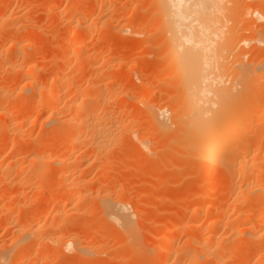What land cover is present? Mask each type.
Instances as JSON below:
<instances>
[{"label":"bare ground","instance_id":"obj_1","mask_svg":"<svg viewBox=\"0 0 264 264\" xmlns=\"http://www.w3.org/2000/svg\"><path fill=\"white\" fill-rule=\"evenodd\" d=\"M87 1L89 0H77L76 5H74L72 10L70 9L69 16L74 20V24L71 25L66 38L61 40L60 47L61 50L62 48H67L70 38L75 37H79L76 43L77 47H79L78 49L77 47L76 49H72L74 45H69L68 50L63 51L64 54H62L60 59H62L64 65L59 63L62 66H57V78L52 79L51 81L53 82L51 83L48 82L46 77H42L44 67L35 63L33 53H30L25 48L22 51L18 50L21 43L19 37L24 34L23 37L25 36L26 38V34H29L32 38L33 35L29 31H27L29 33L24 32L26 29L24 31L21 30L26 25L18 26L19 28H16V31L10 34V38L12 39L8 51L12 53V56L7 59L3 69H5L6 75L12 78L16 77L15 72L19 73V76L13 79L15 85H19L17 93L19 96L22 94L20 97L30 94L25 104L36 110L30 119H32V122L36 121L38 119L37 113L48 114L43 123L62 124L64 134H71L70 143L68 141L67 144V140L62 142L67 145L64 147V150H61L55 157L53 156L54 158L48 159L45 164L43 163L44 165L36 163L34 166H19L15 163L14 167L12 165L10 167L4 166V164L0 166V171L5 173L4 175L0 172L3 177L7 175L6 173H8L11 167L16 170L18 180L16 182H10V180L8 183H13L21 189L20 180L28 177L30 174L40 176V173L48 170L55 169L54 171L57 172L56 169H61L63 174L59 177V185L62 188V193L60 194L62 198L66 196L70 189L88 183V179L86 178L75 181V178L70 176V164L77 148L83 147V145L90 146L97 151V154H102L110 146L117 143V141L116 143L114 142L118 139V136L120 138L124 134H128L130 138H135L139 133V129L135 130L131 126L140 121L133 120L134 117L132 116H124L123 120L119 119L118 115H121L120 112L112 108V104L115 103L112 99L116 96V93H114L116 89L113 86L115 82L113 80H111L110 84L102 83L101 85H98V83L93 84L91 79H87V81L84 79L86 81L84 85L83 81L81 83H74L72 80V74L78 69L83 70V67L87 68L86 70H89L93 75L97 74L98 76L101 72L99 67H96L95 59L104 57L105 53L100 50L92 49L87 51L85 49V44L88 40H92L97 36L96 30L98 26L104 25L110 27L109 29H105L101 36L105 40L110 39L109 37L113 35L110 29L113 28L112 24L117 19L115 16L118 15L123 20L133 17V12L124 7V9H120V14L115 15L119 10L111 11L109 2L112 0H95L94 7L82 8V4ZM242 1L143 0L144 4L140 7L145 15H143L144 18L140 21L138 28L131 31L127 23L119 22L120 20L118 19V21L114 22H118L114 27L122 37L125 34L132 36L143 35L144 39L145 28L148 29V42L152 48L155 44L157 45L159 55L161 54L160 56H162L159 58L163 59V62H161L163 66H160L156 72L159 73L161 71L163 80H158L161 84L157 82L160 85L148 91L147 98L151 103H146L145 106H142L139 102L134 104L138 107L139 105L144 107L145 111L142 107L137 108L135 106L138 110H143L142 113L145 116L141 117L150 126L153 125L159 135L167 136L168 134H172L171 139H169L170 143L167 142L170 145H168L169 150L173 147L171 145L174 144L175 152L177 151V154L180 153L186 159V166H189L192 170L196 169V171H200L199 168L197 169V167H200L198 165L208 163L209 167L204 165L206 172L214 169L212 171L217 170L227 177V182L223 184L226 192L231 193L229 200L219 198L215 193L202 196L200 194L198 197L207 198V200L204 199L198 202V206L191 211L190 221L185 224L183 231L179 233V237L184 238L187 236L183 244L174 249L171 239V242H166L161 246V251L164 254H168L169 258L171 257L174 261H178L179 264H217L222 259L220 258L221 254L224 255L223 252L226 250L225 242L229 241L231 236H237L240 238L238 241L251 243L254 246L249 252L250 254L248 255L247 253L248 257L246 261L244 260L243 264H264V98L259 96L258 89L252 88L256 81L260 85H264V74L259 65V70H261L260 75V71L256 67L258 64L256 65L255 61H253V64L256 65L255 69L257 72H254V68L250 65L253 58L251 62H247L248 59H245L246 62L245 60L243 62V59L250 53L240 47L239 50L237 47L239 44L249 45L250 42H255L258 38L252 37V31V33L250 32L252 35L249 34L250 40L248 39L247 32L252 29V26L250 25L247 28L246 22L249 24L250 18H247L246 21V17L250 14L253 25L258 23L255 21L256 19L260 20L259 23L261 20H264V0H260L258 7L253 3L254 0H250L253 1L251 2L253 4H250V2L244 3L246 2L244 1V6L240 3ZM96 9L101 12V16L99 15L98 19H93L92 14ZM4 14L0 12V18H5L4 16L2 17ZM27 15L26 11L24 12L22 9L18 10L14 15L10 13L6 19L19 22L20 19L28 18ZM20 31L23 34L20 35ZM113 33L115 35V31ZM81 34L82 36L80 37ZM100 35H98V39ZM256 41L259 42L258 39ZM237 42L239 43L238 45ZM25 46L28 47L26 44ZM20 61H22V64L19 63ZM72 61L80 62L79 64L81 65L82 63L83 66H77L78 68L75 69V65H70ZM153 72L155 74L154 70ZM258 73L260 76L257 75ZM33 74L35 75L33 76ZM102 74L104 73L102 72ZM159 78H161V75ZM8 79L10 80V78ZM118 79L120 80V78ZM6 90L0 89V101H5L10 97V93L14 91ZM161 95L164 96V99H167L166 102L168 100L172 102L158 106L155 105V102L152 103V101L156 100H153L155 97ZM260 97L263 98L262 102L260 101ZM63 98H67V100ZM120 100H118L119 106H124L123 101L121 102ZM140 101L143 100L140 99ZM12 104L13 107L10 108V111L5 113L4 110L2 113L4 116L2 123L3 134L9 133V128L13 126L14 118L17 117L16 112L14 117L13 109L22 104V102L13 101ZM28 107L24 108L27 109ZM127 115L129 114L127 113ZM138 115L140 116V114ZM32 122H30L31 126ZM25 132H19L21 134L16 138L26 139ZM110 136H112V140H110ZM63 137L66 136L64 135ZM136 139L139 145L143 147L145 138L136 137ZM64 144H60L58 147H63ZM165 145V148H168L167 144ZM35 146L34 150H27L24 153L30 158L32 154H35L36 157L33 156V160L34 162H39L36 158L41 154L42 149L40 144ZM160 153L162 154V151ZM141 156L143 155L141 154ZM210 167L212 169L207 170ZM78 169L80 168L78 167ZM73 170L75 171L76 168H73ZM234 177H237V183L232 182V178ZM0 180L2 181L4 178ZM221 182L223 181L221 180ZM38 191L41 192L39 189ZM81 197L79 196L78 198L77 196V199L80 200ZM49 199H46L47 202H50L48 201ZM103 200V205L106 207L103 208L104 220L112 225L122 227L124 234L126 225L121 220H130V216L124 214V212H126L128 206L132 205L131 202L125 203L123 200L120 201L121 199L113 201L107 195L103 196ZM205 201L207 204L204 207ZM60 213L57 212L55 214ZM204 218H211L212 220L207 224L203 221ZM57 225L52 226L55 227ZM220 225L223 226V229H228L229 233L227 234L230 237L225 236L222 238L220 235L218 236V227L220 228ZM43 227L41 224L36 225V223L29 224L27 222L17 227L14 231L15 236H12L3 245L0 244V264H32L30 259L42 261L41 252L43 250L41 251L38 248L41 242L45 245H53L59 242L56 245H59L61 252L75 251L80 255L92 253L93 250L90 245L79 244L81 234L68 236L67 233L63 235L55 232L42 236L41 231ZM43 256H45L44 253ZM166 258L167 255H165Z\"/></svg>","mask_w":264,"mask_h":264},{"label":"rangeland","instance_id":"obj_2","mask_svg":"<svg viewBox=\"0 0 264 264\" xmlns=\"http://www.w3.org/2000/svg\"><path fill=\"white\" fill-rule=\"evenodd\" d=\"M94 1L95 0H89L83 3L82 8L94 7ZM142 1L112 0L109 2V6L111 7V11L119 10V12H116L115 15L120 14V11L123 7L126 9L128 8L129 11L133 12V17L127 20L125 19L126 21L121 19V17L118 15V17L115 16V18L120 20L119 22H125V24L127 23L129 29L133 31L139 27V23L144 18L143 15H145L144 11L140 7L142 4H144ZM244 1L240 2L243 4V6L244 3L248 2H250V4L255 3L256 7H258L260 4V0L258 2L256 0L257 3L255 0L254 2L250 0ZM76 3L77 0H0V12H2V14H7L6 16L5 14L2 15V17L4 16L5 18H0V89H7L9 91L14 90L13 93H10L12 95V97L10 95L11 98L9 97L5 101H0V166L3 164L4 166L6 165L9 167L16 164L19 166H34L36 163L44 165L48 159L51 157L54 158L61 152V150H64V147L67 146L66 144L62 143L64 140H67V144L68 141L69 143L71 141V134H64V128L62 124L55 125L53 123H43L48 114L37 113L38 119L32 122V119L30 118L32 117L33 113L35 114L36 110H34L31 106H29V108L25 104L27 97H29L30 94L20 97L22 94L19 96L17 93L19 85L16 86L15 81L13 80L19 76V73L15 72L16 77L12 78L11 76L6 75V71L3 68L7 59L11 58L12 56V53L8 51L10 49V41L12 39L10 38V34H12V32L14 33L16 31L15 29L19 28L18 26L26 25L21 30L24 31V29H26L24 32H31L30 34L33 35L31 38L29 34H26L25 38V36L23 37V32L20 31V35H23L19 37V41L22 44L20 43L18 50L22 51L25 48L30 53L32 52L35 56V63L44 67L42 77H46L49 83L53 82L51 80H54L55 77L57 78V66H62L60 64L64 65V63H62V59H60L62 54H64L63 51H66V49L68 50L69 45H74L72 49H76L77 47L76 43L79 37L70 38L67 48H62L61 50L60 47V42H62L61 40L66 38L67 32L69 31L71 25L74 24V20L69 16V12L72 10L74 5H76ZM22 9L24 12L26 11L28 18L25 17L24 19H20L19 22L6 19L10 13L14 15L18 10ZM99 15L101 16V12L99 10L97 11L96 9L92 14V18L98 19ZM247 18H250L249 20L251 21L250 14L247 15L246 21ZM117 19H115L114 22L118 21ZM250 21L249 24L248 22H246L247 24L245 23L247 28L251 25L253 29L248 31V34L246 33L248 39L250 40L249 34L253 31V35H250H252V37L255 36V38L258 37L257 39L259 42L256 41L257 39L255 42H250L249 45H242L237 42V45L239 44L237 47H240L241 49H244V51H248L251 54H248L243 59V62L245 59H248L247 62H251V59L253 58L252 64L250 65L252 68H254V72L256 73L257 70L255 69V66L258 64L256 67H258L257 69L260 71L261 75V70L264 74V42H262L264 40V20H261L259 23L260 20L258 21L256 19L255 21L258 23L254 25L253 22ZM114 22V25L112 24L113 28L110 29L111 34L113 35V32L115 31L114 37L111 35L113 38L109 37L110 39H103L101 37L103 32L105 29H109L110 27L100 25L96 30L97 36L95 35L96 37L94 39L88 40V42L85 44V49L87 51L94 49L103 51L105 53L104 57L102 56L104 59L99 57L97 58L98 60H94L97 65L95 66L99 67L101 71L99 74H102L103 72V76L99 74L98 76L97 74L93 75L89 70H86L87 68L85 69V67H83V70L78 69L72 74L71 77L74 83H81L83 81V85L87 79H91L93 84L98 83V85H101L102 83L110 84L111 80H113V82L116 83V85L113 83L114 89H116L114 90L116 96L113 98L117 100H112L118 104V100L121 99L120 101H123L122 103H124V106H119L120 103L118 105L113 103L112 108L117 112H120V114L123 116L122 117L121 115H118L119 119L123 120L124 116H132L134 117L133 120L136 119L135 121L138 120L141 122L140 123L137 121L138 123H134L131 127L135 130L139 129V133L136 137L145 138V144L142 147L138 143V138H130L128 134H124L123 137H117L118 139L114 142L116 143L117 141L115 144L116 146L113 144L110 146V148H108L109 150L107 149L102 154H97V151L94 148L92 149L90 146L83 145V147L81 146L77 148L78 151L76 150L77 152H74L75 158L72 157L71 160L70 176L75 178V181L86 178L88 179V183L70 189L66 196L62 197L63 199L60 197L62 188L59 185V177H61L63 174L61 169H56V172L54 171L55 169L52 168L53 170L40 173V176L30 174L28 177L20 180L22 189L15 186L13 183H8L10 180V182H16L18 180L15 169L11 167L8 173H6L7 175L4 177L1 175L2 172L0 171V179L4 178V180H2L3 182L0 180L1 245L9 241L12 236H15L14 231L17 229V227L27 222L29 224L36 223V225H43L44 227L41 231L43 234H41L42 236L46 235L47 233L52 234L55 232L61 233L63 235H66L67 233L68 236H76L81 234V240L79 241V244L90 245L93 250H91V254L83 253L80 255L75 251L61 252L59 245H56L59 242L53 245H45L41 242L38 248H40L41 251L43 250V252H41L43 259H41L42 261L39 260L40 262L38 260L34 261L33 259H30L32 264H179L178 261H174L171 257L169 258L168 254H164V252L161 251V246H163L166 242H171V239L174 249H176L177 246L179 247V245L181 246L183 244L187 236L184 238L179 237V233L183 231L185 224L190 221L191 211L193 208L198 206V202L204 199L207 200V198L198 196L200 194L202 196L215 193V195L219 196V198H225L226 200H229L231 193L226 192L224 186V184L227 182V177L217 170L212 171L214 169L211 167L207 168V170H212L210 172H206L204 165H207L208 163L198 165L200 167H197V169L199 168L200 171H196V169L192 170L189 166H186V159L180 153L177 154V151L175 152L176 149L174 144L171 145L173 147H171V150H169V139H171L172 134H168L167 136L159 135L155 130V127L153 125L150 126V124H148L144 118L141 117L145 116L142 113L144 110V107L142 106H145L146 103H151V101H149L147 98L148 91L151 88L154 89L156 86L161 84L158 80H163V74L161 71L156 73L158 68L163 66L161 63L163 62V59L159 58L162 56H160L161 54L159 55V48H157V45H152L154 46L152 48L151 44L148 42V29L145 28L144 39L143 35L132 36L130 34H125L122 37L120 33L118 34V31H116L117 29L114 27L118 22ZM98 35H100L99 39ZM81 36L82 34L80 37ZM135 43L136 45H134ZM25 44L28 45L29 48L25 46ZM253 61H255L256 65L253 64ZM72 62L70 65H75V69L83 66L82 63L81 65L79 64L80 62ZM116 62L120 64L117 65ZM19 63L22 64V61ZM259 65L261 66V70H259ZM153 70L155 71V74ZM34 75L35 74H33V76ZM160 75L161 78H159ZM257 75L260 76L259 73ZM8 78H10V80ZM118 78H120V80ZM172 81L174 82V80ZM157 82L160 84H157ZM262 85L256 81L252 88L258 89L259 96L264 98V89ZM15 91L16 93H14ZM161 96L155 97L153 100H156L152 101V103L155 102V105L158 106L172 102L171 100L166 102L167 99H164V96ZM138 98L143 101H140ZM263 98H261V102L263 101ZM63 99L67 100V98ZM125 100L127 101L126 106ZM13 101H19L22 102V104L13 109L14 117L15 112L17 113V117L14 118L13 126L9 128V133L3 134L2 123L4 116L2 113L4 110L5 113L11 110L10 108L13 107ZM138 102L139 104L141 103L142 106L139 105V107H142L143 110H138L137 108L139 107L134 105ZM128 104L130 105L128 106ZM135 106H137V108H135ZM24 107L28 108L26 109ZM16 109L18 110L16 111ZM127 113L129 115H127ZM138 114H140V116ZM15 121L17 122L15 123ZM30 122H32V126ZM21 131L23 133L26 131V139L23 138L22 140L20 137L16 138L19 134H21L19 133ZM64 135L66 137H63ZM110 138V140H112V136H110ZM14 141L16 142L14 143ZM37 144H40L42 150L40 152L41 154H39L38 158H36L39 162H34L33 159L36 157L35 154L31 155V159L24 152L27 150H34L36 147L35 145ZM60 144H64V146L58 147ZM165 144H167L168 148H165ZM161 151L162 154L160 153ZM141 154L143 156H141ZM160 166L162 167L160 168ZM78 167L80 169H78ZM191 167L194 169L193 166ZM207 167H209V165H207ZM73 168H76V170L74 171ZM2 174L5 175V173ZM236 178L237 177L232 178L233 183L238 182ZM221 180L223 182H221ZM216 182H218V184H216ZM35 187L41 190V192H39ZM37 192L40 193L38 195L39 197L36 196L38 194ZM105 195L109 196V198L113 201H118L121 199L120 201L123 200L125 203L130 201L132 204L128 206L126 212H124V214L130 216V220H121V222H124L126 225V231H124V234L122 227H119L118 225H112L104 220L103 208L106 207L103 205V196ZM77 196L78 198L79 196L82 197L80 200H78ZM48 198H50L48 200L50 202H47L46 199ZM206 204L207 203L205 201L204 207ZM57 212L61 213L56 215L55 213ZM9 213L10 215H8ZM211 220V218L203 219V221L207 224ZM55 224H59L60 226H52ZM218 229V236L220 235L222 238L229 236V234H227L229 233L228 229H223V226L221 225L220 228L218 227ZM237 238V236H231L229 241H227L228 243L225 242L226 252H223L224 255L221 254L220 258L222 259H220V261H222H219V264H243L246 261L248 255L250 254L249 252L254 246L251 243L238 241L240 238ZM238 252L241 253L239 254ZM43 253L45 256H43ZM165 255H167L168 259H165ZM46 256H48L47 259Z\"/></svg>","mask_w":264,"mask_h":264}]
</instances>
